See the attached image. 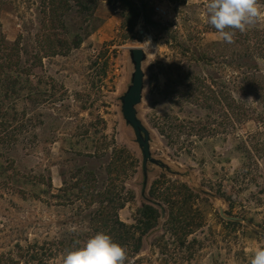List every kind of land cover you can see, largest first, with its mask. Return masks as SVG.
Returning <instances> with one entry per match:
<instances>
[{
  "label": "rangeland",
  "instance_id": "1",
  "mask_svg": "<svg viewBox=\"0 0 264 264\" xmlns=\"http://www.w3.org/2000/svg\"><path fill=\"white\" fill-rule=\"evenodd\" d=\"M65 1L51 15L49 0H0V42L17 41L30 96L16 105V141L0 168V264H62L97 232L126 247V264H250L264 247V130L227 107H256V97L247 70L216 45L207 0H141L147 18L133 31L121 0ZM131 48L145 53L136 113L156 162L146 179L121 114ZM131 236L141 239L137 254Z\"/></svg>",
  "mask_w": 264,
  "mask_h": 264
},
{
  "label": "trees",
  "instance_id": "2",
  "mask_svg": "<svg viewBox=\"0 0 264 264\" xmlns=\"http://www.w3.org/2000/svg\"><path fill=\"white\" fill-rule=\"evenodd\" d=\"M79 2L78 0H75ZM87 1V0H86ZM65 0H49L48 7L51 15H54L59 9H63V5H65ZM81 2V0H80ZM126 11L127 16L123 18V27L128 28L129 30L134 29L138 19L142 16L143 19H146L145 7L139 0L140 9L133 4V2H129L128 0H121ZM260 5H264V0H258ZM65 7V6H64ZM49 24L52 29L55 27H59L63 34H67L66 23L63 20L54 21L52 18L49 19ZM56 23V24H55ZM56 25V26H55ZM53 37L55 35L52 34ZM70 42L74 48H76L80 43L81 39L77 35L70 36ZM69 41V40H68ZM52 42V41H50ZM4 48L0 49V87L2 88V94L0 95V109L2 108V102L9 100V98L13 97L11 101L12 108L6 109V111L12 112L11 115L5 112V116L0 117V168L2 167V159H6L9 162L11 160H7L5 157L4 149L7 148V145L11 142L16 141V132L14 131V125L18 118V111H16L17 103H25L29 99V92L26 89V82L24 76L28 75V61H22V57L20 55H16L15 47L17 45V41L10 42H0ZM56 47L59 49L64 45L61 42V39L56 41ZM223 47L224 50L229 52V55L234 54V62L236 63V67L238 69H246L247 76L244 78V84L247 85L251 90L255 93V104L256 107L252 105H247L243 102L236 104H228V109L232 110V114L236 119L241 121H256L258 125L264 130V70L261 69L259 63L264 65V26L259 24H255L251 26L245 33L236 32L234 36L233 43H227L223 41L222 44H216ZM227 52V54H228ZM227 56V55H226ZM231 62V61H230ZM228 62V65L230 64ZM244 75V73H241ZM2 79V83H1ZM24 91L23 94H20ZM22 115L25 114V111L22 109ZM0 115L1 112H0ZM13 127V128H12ZM262 134V133H261ZM30 179H26L24 184L33 186V183H30ZM15 185V183H13ZM142 216H146L147 220H153L156 218V212L152 208L148 206H143L141 211ZM142 225H149V222H144ZM118 229H126L127 227L118 222L117 220L114 223ZM144 233V232H142ZM125 234H127L125 232ZM133 243V254H137L140 250L141 239L130 237ZM135 263V262H134Z\"/></svg>",
  "mask_w": 264,
  "mask_h": 264
},
{
  "label": "clouds",
  "instance_id": "3",
  "mask_svg": "<svg viewBox=\"0 0 264 264\" xmlns=\"http://www.w3.org/2000/svg\"><path fill=\"white\" fill-rule=\"evenodd\" d=\"M206 22L227 43L234 42L236 32L245 33L264 20V7L258 0H207ZM72 232H78L73 226ZM66 252L62 264H126L127 249L111 235L97 232L85 241L76 240ZM250 264H264V247L255 248Z\"/></svg>",
  "mask_w": 264,
  "mask_h": 264
},
{
  "label": "water",
  "instance_id": "4",
  "mask_svg": "<svg viewBox=\"0 0 264 264\" xmlns=\"http://www.w3.org/2000/svg\"><path fill=\"white\" fill-rule=\"evenodd\" d=\"M129 56L133 65L130 85L121 97V114L125 123L130 126L134 133L135 143L142 155L143 174L146 179L147 163H156L151 157L149 147V134L137 118L136 106L141 102L143 91L144 74L142 63L145 60V53L142 48L129 49Z\"/></svg>",
  "mask_w": 264,
  "mask_h": 264
}]
</instances>
